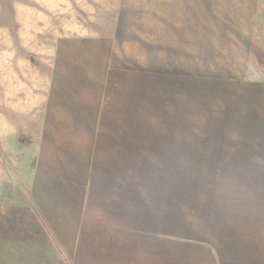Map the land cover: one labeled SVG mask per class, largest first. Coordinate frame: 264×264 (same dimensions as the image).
Returning a JSON list of instances; mask_svg holds the SVG:
<instances>
[{"label":"crops","instance_id":"0c3cea01","mask_svg":"<svg viewBox=\"0 0 264 264\" xmlns=\"http://www.w3.org/2000/svg\"><path fill=\"white\" fill-rule=\"evenodd\" d=\"M259 14L253 7L243 20H179L170 4L156 20L155 32L142 33L138 44L144 88L151 95L146 104L157 114L152 117L151 109V117H138L161 121L170 114L165 119L179 120L182 100L176 90L182 74L188 81L208 79L205 88L234 97L237 121L224 113L231 104L215 95L212 104L218 106L210 114L221 128H127L132 114L84 111L92 99L83 96L65 103L77 111L42 115L45 138L33 145L40 171L21 199L4 197L10 177L0 156V264H264V206L249 210L224 203L226 209L222 204L213 209L207 192L202 204L197 198L187 210L174 194L178 182L146 179L143 172L238 168L250 160L254 168H264V20ZM123 42L125 49L109 54L128 67L137 42ZM122 103L129 104L117 102ZM1 129L0 136L13 134ZM179 137L252 138L253 145L234 150L226 140H216V156L217 151L180 147ZM209 228L218 239L208 235Z\"/></svg>","mask_w":264,"mask_h":264},{"label":"rangeland","instance_id":"374dc122","mask_svg":"<svg viewBox=\"0 0 264 264\" xmlns=\"http://www.w3.org/2000/svg\"><path fill=\"white\" fill-rule=\"evenodd\" d=\"M170 4L179 20H243L253 7L257 15L260 12L257 18L264 20V0H0V128L13 132L0 136V156L10 177L3 188L8 201L28 194L33 173L40 171L33 145L45 138L39 127L41 120L48 114L77 111L74 105L66 106L69 98L72 102L82 96L92 99L93 102L83 106L84 111L132 114L133 118L127 115V128H221L222 123L210 114L211 108L218 106H213L212 95L231 104L229 111L224 112L228 117L233 115L237 121L238 115L241 119L234 97L221 95L220 89L205 88L208 79L188 81L182 74L177 79L180 87L176 90L182 100V118L165 119L170 114H164L161 121L138 117L137 114L157 116L154 105L146 104L151 95L144 88L145 77L138 63L142 48L138 44L142 33L155 32L156 20H162L161 12ZM125 38L137 42L132 52L133 63L128 67L118 64L109 54L111 50H120L119 47L125 49L128 44L123 42ZM197 65L205 68L198 57ZM126 67L127 72L120 70ZM167 92L165 89V95ZM120 101L129 104H117ZM182 110L189 113L183 114ZM232 124L234 127L235 123ZM163 139L171 143V138ZM220 139L226 140L228 148L234 150L253 145L252 138L231 137H179L177 144L184 149L191 145L218 152L220 146L216 140ZM236 142L240 144L236 146ZM215 155L219 156V152ZM252 164L250 160L238 168L179 167L143 172L146 179L156 177L161 182H178V194H174L179 196L183 208L187 205L190 208L189 203L193 204L197 198L202 204L208 192L213 196V209H219V204H222L220 209H226L223 208L226 203L229 208L251 210L264 206V168L256 169ZM209 181L212 184L206 183ZM215 192L227 201H219ZM196 208L202 210V205ZM200 218L196 213V219ZM207 231L213 240L218 239V233L210 228Z\"/></svg>","mask_w":264,"mask_h":264}]
</instances>
